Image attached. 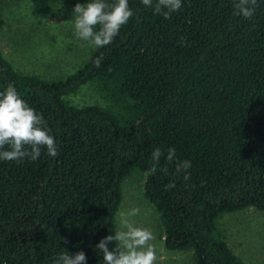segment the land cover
I'll use <instances>...</instances> for the list:
<instances>
[{"label": "trees", "instance_id": "obj_1", "mask_svg": "<svg viewBox=\"0 0 264 264\" xmlns=\"http://www.w3.org/2000/svg\"><path fill=\"white\" fill-rule=\"evenodd\" d=\"M235 2L181 0L165 19L166 9L128 0L134 15L112 43L58 79L21 72L0 51V91L11 82L59 150L0 160V264H55L64 251L103 264L95 246L116 232L132 168L165 248L190 250L194 264H246L216 220L246 207L264 213V0L251 19ZM91 80L106 107L63 99ZM156 148L163 155L152 173Z\"/></svg>", "mask_w": 264, "mask_h": 264}, {"label": "rangeland", "instance_id": "obj_2", "mask_svg": "<svg viewBox=\"0 0 264 264\" xmlns=\"http://www.w3.org/2000/svg\"><path fill=\"white\" fill-rule=\"evenodd\" d=\"M0 51L19 71L45 80L62 78L80 65L95 48L76 36L75 14L64 0H0ZM72 105L108 102L87 81L63 95ZM139 208L129 217L137 227L150 228L155 240L157 264H194L190 250L164 247L157 211L144 198L140 172L132 168L121 181V198L115 213V230L121 229V213ZM227 245L246 264H264V213L246 207L221 214L216 220Z\"/></svg>", "mask_w": 264, "mask_h": 264}, {"label": "clouds", "instance_id": "obj_3", "mask_svg": "<svg viewBox=\"0 0 264 264\" xmlns=\"http://www.w3.org/2000/svg\"><path fill=\"white\" fill-rule=\"evenodd\" d=\"M145 7L154 9L160 14L162 9L165 19L171 18V13L178 11L181 0H141ZM257 0H236V14L251 19L255 14ZM76 15V36L90 41L96 48L112 43L123 25L133 17V9L128 0H116L108 4L105 0H90L86 5L77 3L73 9ZM99 25V30H96ZM102 56L94 63L99 66ZM46 149L49 157H58V144L51 134L44 117L21 98L15 86L10 82L0 91V160L20 162L25 158L32 161L41 156V149ZM175 149H169V157ZM161 155L160 148L153 150V166L150 172L156 171ZM190 162L185 161L183 168H190ZM171 186V185H170ZM140 213L139 208H133L127 213H121V229L111 235H106L96 248L103 255V264H157L156 246L152 243L155 235L150 228L137 227L130 222L129 217ZM115 246L109 248V244ZM87 257L83 251L72 255L64 251L55 264H86Z\"/></svg>", "mask_w": 264, "mask_h": 264}]
</instances>
